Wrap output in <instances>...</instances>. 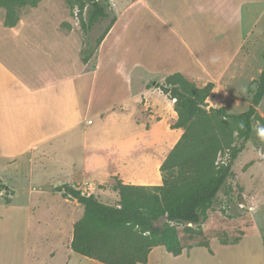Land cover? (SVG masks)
<instances>
[{"label":"crops","instance_id":"obj_1","mask_svg":"<svg viewBox=\"0 0 264 264\" xmlns=\"http://www.w3.org/2000/svg\"><path fill=\"white\" fill-rule=\"evenodd\" d=\"M110 1L117 20L95 52L92 67L90 62L74 66L67 60L65 64L75 67L74 71L70 68L55 78L45 76L41 82L31 85L0 59V74L3 75L0 80V136L5 138L13 133L23 137V131L27 130L25 136L29 143L20 152H31V163L43 166L45 170L49 167L50 172L54 170L51 182L39 184L37 188L32 184L30 192L33 196L37 191L49 193L56 200L54 206L47 207L51 211L49 220L34 219L30 212L26 223L24 220L11 222L12 226H17L15 232L7 221L0 220V224H4V228H0V264H9L8 242L1 243L8 238L17 240L16 264H70L82 256L94 264H103L73 251L74 224L83 216L84 205L63 190L58 191L57 187L105 184L115 177L125 184H158L162 179L160 167L165 160L164 155H160L173 149L184 129L172 127L178 113L169 96L154 86L158 80L146 79L181 72L194 80H203L205 84L214 82L219 88L242 53L244 42L250 36L262 35L254 27L253 9L263 5L264 0ZM34 27L37 28L36 23L21 17L14 27L3 25L14 41L33 48L31 51L39 49L29 33ZM138 69L144 75L139 77L136 87L135 72ZM120 79L124 81L125 96L122 100L104 104L110 94L105 91L118 88ZM153 94L160 95L166 105L161 107L152 100ZM134 100H137L133 106L134 122L143 126L138 121H149L150 129L133 133L128 140L123 139V133H116L101 150L102 158L90 166L87 161L76 163L68 146L70 139L77 136L87 143L90 129L98 122L104 124L93 119L100 116L103 120L105 113L117 104ZM162 123L167 127L164 134L157 131ZM8 128L11 131L5 133ZM16 144L20 146L22 142ZM153 152L159 155L155 172L151 174L146 166L138 173L136 155ZM139 165L145 166L146 159L143 158ZM13 190L11 201H6L10 205L14 204L17 194V190ZM236 243L240 244L239 241ZM202 247L211 256L215 255L211 246H184L178 256H173L164 246H157L145 264H239V260L231 258L202 260L198 257L204 254Z\"/></svg>","mask_w":264,"mask_h":264},{"label":"rangeland","instance_id":"obj_2","mask_svg":"<svg viewBox=\"0 0 264 264\" xmlns=\"http://www.w3.org/2000/svg\"><path fill=\"white\" fill-rule=\"evenodd\" d=\"M86 1L39 0L35 7L30 5L19 7V17L37 24V28L34 27L29 30L33 44L39 48L36 51H31L33 48L26 47L17 40L14 41L9 32L3 29L6 10L0 7V59L6 62L24 82L31 85L41 82L45 76L55 78L60 75V72H68L70 68H73L74 71L75 67H70L65 63H73L74 66L87 64L82 59L83 50L88 47L89 43L93 47L95 46L97 38L102 34L110 19L97 24L88 31L84 30L82 20L87 18ZM253 10V21L255 20V25H253L262 35L250 36L244 42L242 53L236 58L233 68L226 74L221 87L216 88L215 85L211 95L207 98V109L224 106L230 113H240L251 104L257 87L256 81L264 69V4L255 7ZM94 55L90 59L91 61L89 60L90 67L94 64ZM54 62H61L62 64L57 65ZM142 74L144 75L140 69L136 70V87ZM106 76L109 77L110 73ZM1 78L3 75L0 74V80ZM187 78L197 86L201 87L205 84L203 80ZM153 79L164 82L165 76H150L146 80L152 81ZM123 82L120 79L118 88L105 91L112 95L107 94L104 104L107 105L123 99L126 92L123 88ZM9 93L12 92L9 91ZM151 97L161 107L166 105L160 95L153 94ZM136 101L122 105L117 104L118 106H114L105 113L103 120L100 116L93 119V121L101 120L104 124L98 122L92 128L90 127L87 143L83 138L72 137L68 146L69 149L71 147L73 160L78 164L87 161L90 166L94 161L102 158L101 150L104 149L106 142L113 139L112 137L116 133H123V139L128 140L133 133H141L142 130L150 129L149 121H138L143 126L134 122L133 106ZM142 111L146 110L142 109ZM138 116L141 117L142 115L139 113ZM3 119L2 117L1 120ZM162 124H159L157 131L164 134L167 127L164 123ZM253 126L256 138L248 141L246 149L235 161L234 174L228 180L229 193L226 192L228 188L220 191L217 200L208 208L207 218L204 222L200 224L184 223L178 226L184 246L208 244L212 247L215 252L214 256L208 254L207 249L202 247L204 254L207 253L198 256L202 260H207L210 257L216 261L231 258L239 260V264H264V97L258 106ZM237 128V122L227 121L230 137L228 142L232 145L239 142ZM8 131L11 129L8 128L4 132L8 133ZM26 132L27 130L23 131V137L14 136L13 133L7 134L5 138L0 136V177L10 187L17 190L15 202L10 205L6 202V196L11 197L12 194L0 189V216L4 217L0 220L7 221L14 232L17 226L15 224L12 226L11 222L24 220L23 222L26 223L30 212H32L30 215L34 219L40 217L41 220H49L51 211L47 207L56 204V200L49 193L42 194V191H37L33 196L30 192L32 184L37 188L39 184L51 182L54 170L50 172L49 167L45 170L43 166L41 168L38 164L31 163V152H20L29 143L25 136ZM167 137L169 138V136ZM16 142L19 144L22 142V144L18 146ZM170 151L160 156L164 155L166 159ZM227 151L225 149L224 153H220L218 160L225 159ZM158 156L154 152L146 155L138 153L136 155L138 160L137 172H142V169L147 166L149 172L154 173ZM143 158L146 159V165H142L141 168L139 163ZM88 170L91 171V167ZM118 180L120 179L115 177L105 184L87 183L79 186V188L81 191L94 193L103 202L117 204L120 196L114 186ZM162 183L163 175L158 184L152 185ZM82 214H84L83 211ZM1 227L4 228V224H0ZM238 241L240 244L236 243ZM6 242H8V262L9 264H16L17 240L15 238H8L6 241L1 240L2 244ZM221 243L231 245L225 246ZM87 259L89 258L77 257L70 264H94L91 262L92 260Z\"/></svg>","mask_w":264,"mask_h":264},{"label":"trees","instance_id":"obj_3","mask_svg":"<svg viewBox=\"0 0 264 264\" xmlns=\"http://www.w3.org/2000/svg\"><path fill=\"white\" fill-rule=\"evenodd\" d=\"M38 2L0 0V7L6 10L4 24L16 26L20 20L18 8L35 7ZM86 6L87 18L82 20L84 30L107 19L110 21L95 46L89 43L83 50L85 63L93 57L117 20L110 0H87ZM256 84L250 106L240 113H230L224 106L206 108L214 82L200 87L181 72L167 75L164 82H155L154 86L174 102L178 119L172 127L184 129L160 167L163 183L135 185L118 180L114 186L120 196L117 204L103 202L92 192H82L78 200L84 205V214L74 224L73 251L103 264H145L157 246H164L173 256L182 254L184 245L178 226L206 220L207 210L220 191L226 188L227 193L230 191L228 180L234 174L235 161L248 141L256 138L253 121L264 97V69ZM229 120L238 123L239 142L233 145L228 142ZM225 149L228 150L225 159L218 160ZM63 188L60 186L57 190ZM0 189L14 194L13 188L1 177ZM6 201L10 202L11 198L6 196Z\"/></svg>","mask_w":264,"mask_h":264},{"label":"water","instance_id":"obj_4","mask_svg":"<svg viewBox=\"0 0 264 264\" xmlns=\"http://www.w3.org/2000/svg\"><path fill=\"white\" fill-rule=\"evenodd\" d=\"M63 191L66 194H68L70 197L76 200H78L79 196L81 195V189L76 186H71V185L65 186ZM166 219H167V216L163 220H166Z\"/></svg>","mask_w":264,"mask_h":264}]
</instances>
